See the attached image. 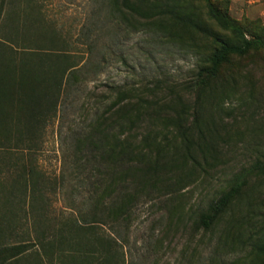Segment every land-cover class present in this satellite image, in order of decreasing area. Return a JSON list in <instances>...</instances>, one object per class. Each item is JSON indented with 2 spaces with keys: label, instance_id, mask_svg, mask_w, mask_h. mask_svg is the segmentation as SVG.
<instances>
[{
  "label": "rangeland",
  "instance_id": "374dc122",
  "mask_svg": "<svg viewBox=\"0 0 264 264\" xmlns=\"http://www.w3.org/2000/svg\"><path fill=\"white\" fill-rule=\"evenodd\" d=\"M124 1L0 0V40L15 49L16 57L38 53L45 63V52L57 53L67 56L78 74L36 145L9 156L32 167L39 181L35 195L41 196L34 200H43L38 213L55 224L88 212L85 202L94 189L85 179L88 174L71 163V138L82 129L87 132L95 110L102 112L115 99L110 87L128 93L123 114L136 108L141 112L128 141L142 158L156 151L148 150L146 136L153 138V147L158 142L162 154L179 146L181 139L167 117L183 111L194 163L187 159L178 169L150 173L147 181L139 167L123 170V264H248L249 243L241 246L240 240L255 241L264 232V165L212 229L198 228L195 217L228 188L237 171L256 160L264 164V50L230 56L216 78L203 81L198 72L208 64L211 39L167 16L130 14ZM182 1L205 26L217 30L207 15L211 3L249 36L264 38V0ZM158 26L167 33L152 31ZM18 172L12 169L5 184ZM94 177L93 171L89 180ZM128 195L133 201L127 213ZM23 200L16 220L21 235L33 220L29 195ZM99 231L108 235V226ZM218 236L230 245L216 248ZM27 255L24 260L30 261Z\"/></svg>",
  "mask_w": 264,
  "mask_h": 264
},
{
  "label": "trees",
  "instance_id": "16d2710c",
  "mask_svg": "<svg viewBox=\"0 0 264 264\" xmlns=\"http://www.w3.org/2000/svg\"><path fill=\"white\" fill-rule=\"evenodd\" d=\"M210 4L207 15L217 30L201 24L182 0H125L123 7L130 14L145 19L167 16L176 24L210 38L212 49L206 57L208 64L198 72L206 81L217 77L230 56H244L254 49L264 50L262 36H249L246 28L230 19L225 10ZM152 31L167 33L163 26L154 27ZM52 39L51 43L56 45L55 36ZM11 47L0 40V264H123V251H120L123 249V170L139 167L145 176L142 181H147L150 173H158L166 167L178 169L187 159L194 163L183 111L173 109V116L167 117L181 139L179 146L170 151L166 149L162 154L158 142L153 147L150 143L153 138L146 136L148 150L155 148L156 151L153 157L146 154L142 158L128 141L141 112L136 108L134 113L123 114L128 93L118 86L110 87L108 90L115 99L102 112L95 110L87 132L82 129L71 138V163L80 174H88L85 179L94 189L93 198L85 202L88 212L53 224L38 213L41 208L37 204L43 200H34L41 196L35 195L39 192V181L34 178L32 167L13 162L9 154L36 145L41 129L56 114L64 90L77 77L76 65L71 64L67 56L57 53L45 52L49 55L45 63L40 61L41 54L38 53L24 52L16 57L15 49ZM263 165L256 160L237 171L228 188L197 212V227L204 231L212 229L230 204L243 193L248 180L261 172ZM12 169L19 172L5 184ZM93 171L95 177L90 181ZM177 178L180 180V176ZM102 186V192L97 194L96 190ZM27 194L31 199L33 220L31 229L21 235L16 231L19 227L17 211ZM106 198L110 200L106 201ZM132 201L130 195L124 200L127 213ZM105 225L108 235L99 231ZM257 225L259 222L254 224ZM242 238L240 245L249 243L250 247L248 264H264V232L255 241ZM217 243L216 248L220 249L230 245L221 237ZM27 254L31 255L30 261L24 260ZM210 264H213L212 260Z\"/></svg>",
  "mask_w": 264,
  "mask_h": 264
}]
</instances>
